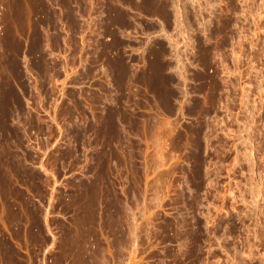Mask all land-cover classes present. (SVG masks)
Returning a JSON list of instances; mask_svg holds the SVG:
<instances>
[{
  "label": "rangeland",
  "instance_id": "obj_1",
  "mask_svg": "<svg viewBox=\"0 0 264 264\" xmlns=\"http://www.w3.org/2000/svg\"><path fill=\"white\" fill-rule=\"evenodd\" d=\"M0 16V264H264V0Z\"/></svg>",
  "mask_w": 264,
  "mask_h": 264
},
{
  "label": "built area",
  "instance_id": "obj_2",
  "mask_svg": "<svg viewBox=\"0 0 264 264\" xmlns=\"http://www.w3.org/2000/svg\"><path fill=\"white\" fill-rule=\"evenodd\" d=\"M1 20H2V17L0 16V37H2L4 34V25Z\"/></svg>",
  "mask_w": 264,
  "mask_h": 264
}]
</instances>
